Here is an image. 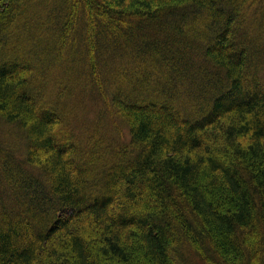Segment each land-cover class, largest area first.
Masks as SVG:
<instances>
[{
  "label": "trees",
  "instance_id": "trees-1",
  "mask_svg": "<svg viewBox=\"0 0 264 264\" xmlns=\"http://www.w3.org/2000/svg\"><path fill=\"white\" fill-rule=\"evenodd\" d=\"M0 143V264H264V0H0Z\"/></svg>",
  "mask_w": 264,
  "mask_h": 264
},
{
  "label": "rangeland",
  "instance_id": "rangeland-1",
  "mask_svg": "<svg viewBox=\"0 0 264 264\" xmlns=\"http://www.w3.org/2000/svg\"><path fill=\"white\" fill-rule=\"evenodd\" d=\"M78 99H80V98H78ZM83 118H84V115L78 113V114L75 115L74 120L78 122L79 120L82 121ZM124 129H125V128H124ZM125 131H126V129H125ZM0 147L5 149V147H7V146L4 145V143H0ZM0 190H1V186H0ZM2 190H3V187H2ZM2 194H3V193H2Z\"/></svg>",
  "mask_w": 264,
  "mask_h": 264
}]
</instances>
